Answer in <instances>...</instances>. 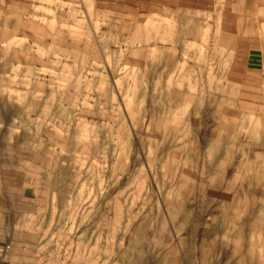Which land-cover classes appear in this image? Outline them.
I'll use <instances>...</instances> for the list:
<instances>
[{
	"label": "rangeland",
	"instance_id": "374dc122",
	"mask_svg": "<svg viewBox=\"0 0 264 264\" xmlns=\"http://www.w3.org/2000/svg\"><path fill=\"white\" fill-rule=\"evenodd\" d=\"M148 3L0 0V264H264V76Z\"/></svg>",
	"mask_w": 264,
	"mask_h": 264
},
{
	"label": "crops",
	"instance_id": "0c3cea01",
	"mask_svg": "<svg viewBox=\"0 0 264 264\" xmlns=\"http://www.w3.org/2000/svg\"><path fill=\"white\" fill-rule=\"evenodd\" d=\"M148 4L169 6V12L161 18L166 24L163 43L168 46L169 53H175L177 45H181L173 39L181 38L177 23L183 21L185 13L188 23H191L186 25V29L194 32L196 39L194 42L186 41V49L192 43L198 48V53L227 54V78L233 85L236 83V71L247 74V71L255 70L260 77L264 76V0H194V13L186 12L188 8H182L180 0H150ZM154 19H159V16ZM235 54H242L243 60L237 61ZM214 66L212 64L211 69Z\"/></svg>",
	"mask_w": 264,
	"mask_h": 264
}]
</instances>
